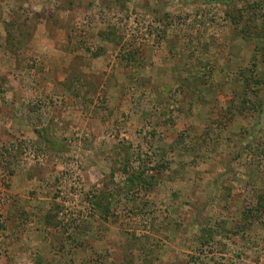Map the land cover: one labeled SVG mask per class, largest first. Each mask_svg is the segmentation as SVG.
<instances>
[{
	"label": "rangeland",
	"instance_id": "obj_1",
	"mask_svg": "<svg viewBox=\"0 0 264 264\" xmlns=\"http://www.w3.org/2000/svg\"><path fill=\"white\" fill-rule=\"evenodd\" d=\"M258 202L264 0H0V264H264Z\"/></svg>",
	"mask_w": 264,
	"mask_h": 264
},
{
	"label": "trees",
	"instance_id": "obj_2",
	"mask_svg": "<svg viewBox=\"0 0 264 264\" xmlns=\"http://www.w3.org/2000/svg\"><path fill=\"white\" fill-rule=\"evenodd\" d=\"M247 7H248V5H247ZM7 33H8V31H7ZM98 37L101 39V40H103V41H106V42H113V43H115L116 45H118V44H120V39H119V37L115 34V33H112L111 34V32H109V33H106V32H99L98 33ZM130 58H133L134 57V55L132 54V55H130L129 56ZM135 177H137V176H133L132 178H129V179H131L133 182H134V178ZM98 196H96V198H97ZM99 200H97V203H100V200H102V198H98ZM101 204H102V202H101ZM264 202H261V203H259L258 202V205H257V209H252L251 210V212H257L256 210H258V211H261V212H264ZM103 205V204H102Z\"/></svg>",
	"mask_w": 264,
	"mask_h": 264
}]
</instances>
